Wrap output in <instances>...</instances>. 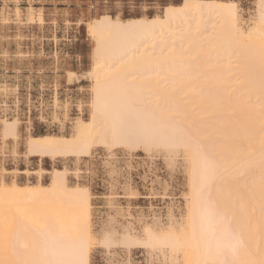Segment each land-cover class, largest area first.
<instances>
[{
	"label": "bare ground",
	"instance_id": "1",
	"mask_svg": "<svg viewBox=\"0 0 264 264\" xmlns=\"http://www.w3.org/2000/svg\"><path fill=\"white\" fill-rule=\"evenodd\" d=\"M258 7L260 14L247 33L240 26L234 1L184 0L181 4L167 6L164 17L151 18L148 21L138 18V21L130 20L128 23L117 19L110 20V16L105 15L90 28L98 42L97 52L94 50L96 59L93 58V66L89 71L92 79L90 119L77 123L74 138H62L52 134L30 137L27 142L28 155L85 154L92 144L101 142L179 144L184 137L182 140L179 136L175 138L179 134H176L177 127L170 125L172 121L168 123L167 119L160 118L159 115H165V112L158 111L159 105L155 107L157 104H152V98L151 104L155 107L152 106L153 109L147 108L148 104L147 109L144 107L139 110L141 105H137L144 103L145 94L150 91L166 103L169 99L179 102L182 95L186 94L185 99H190L188 105H199V115L201 112H207L204 114L207 116L208 112H211L224 116L219 121V116H215L218 124L222 122L223 125H220L223 127L218 129L222 130L218 133L216 131L215 134L214 130L212 131V134L220 133L223 137L218 136L224 138L222 147L216 144L221 150L216 151L220 154L222 152L223 159L221 157L220 162H211L210 158L206 159L207 156L191 153L193 200L188 232L180 240L173 239L172 248L183 249L184 264H222L225 255L227 258L230 256L232 264H264V114H261V111L264 113V6L259 3ZM178 28L180 29L176 31ZM186 44L189 45L187 48L190 49L191 46L194 52L213 51L214 54L223 50L231 55V50L236 48L239 53L236 59H239L235 62L226 60L227 62L216 68L215 72L207 74L209 80L200 81L202 77L197 78L199 69L196 71L195 68L202 62L195 63L194 60L198 53L195 52V55L191 52V56L189 52V55L194 57V62L188 61L192 63V67L191 63L187 64L194 72L185 64L183 66L187 68H181L182 65H178L179 69L175 68L176 64L186 62L187 56L183 58L184 62L181 58L182 52L187 50L182 48V45ZM194 64H197L195 68ZM170 70L178 74L170 79L175 81L173 84L170 81L171 86H167L171 88L166 89L163 83L165 84L167 78L160 76L168 75ZM139 72L141 76H150L152 72H158L156 74L159 75L148 77V80L145 78L147 82L142 79L148 84L140 82L139 79L138 82L136 79H127ZM232 85L242 86L246 89L247 96H252L251 99L253 96L258 98L259 101L254 99L258 102V107L256 104L253 106L240 102V97L239 101L233 102L235 104H230L231 90L227 89ZM147 89L150 91L146 92ZM244 95L246 96L245 93ZM181 102L183 103V100ZM175 104L173 103V106ZM197 107H193L194 111L189 106L186 108L189 113L193 111L195 114ZM176 110L180 112L179 109ZM228 111L232 115H228ZM128 114H132L134 118L136 116L137 120L131 118V115L127 116ZM166 114L168 115V112ZM170 114H174L173 110ZM167 115L165 116L168 117ZM124 118L133 119V124L138 118L146 121L149 118L156 122L145 124L141 120V126L138 127L139 124L135 126L131 121L129 124L128 121L122 124L126 121ZM175 121H179V118ZM205 121L207 123V120ZM206 127L207 125L204 128ZM16 128L14 121L5 124L6 133L13 130L17 136ZM204 128L198 132L202 133ZM201 133L200 135L203 134ZM209 139L212 140V137ZM194 153L197 154L196 151ZM215 161H219V155ZM224 166L230 170L226 171L229 173L227 176L226 172H220V168ZM220 173L226 177L221 179ZM59 180L56 181L57 184L53 183L58 185L57 192L46 193L41 188H34L28 190L27 195L21 194L23 187L13 186L8 190L3 184L0 185V264H89L88 243L92 240L90 191L86 188L70 192L71 188L66 182ZM211 186H215L216 192H213V198L209 194L208 197L212 199L209 203L206 200V191H209ZM218 208L224 211L221 216L217 215ZM215 212L216 216L213 215ZM18 241L27 248L24 252L15 246Z\"/></svg>",
	"mask_w": 264,
	"mask_h": 264
},
{
	"label": "rangeland",
	"instance_id": "2",
	"mask_svg": "<svg viewBox=\"0 0 264 264\" xmlns=\"http://www.w3.org/2000/svg\"><path fill=\"white\" fill-rule=\"evenodd\" d=\"M183 1L0 0V185L3 184L8 190L13 186L23 187L22 195H27L28 190L34 188H41L46 193L57 192L58 185L56 187L53 183L57 184L56 181L59 179V181L66 182L71 188L70 192L88 188L92 203V240L88 243L89 264H184L183 249H173L171 243L173 239L174 241L180 240L188 232L193 200V156L191 153L196 156H201L200 154L203 157L207 156L206 159L210 158L211 162L221 161L222 152L220 154L216 150L221 151L218 149V145L220 144L219 147L223 146L222 139L224 138H220L222 136L220 133L218 134L220 136L214 134L223 127L220 125L222 122L220 121L218 124V121L224 116L221 117L211 112H208L207 116L204 115L207 112H201L199 115L201 110L199 105H188L190 99H185L186 94H183L184 97L182 95L183 98L181 97L179 102L169 99L166 103L158 95L151 93L150 89H147L146 92H150L145 94L144 105L138 103V107L141 105L138 109L152 108L157 104L155 107L159 105L158 111L165 112V115L167 112L169 115L173 110L174 114L167 115L168 117L159 115V112L158 115L161 119H167L168 123L172 121L170 125L177 127L176 134H179L175 138L179 136L182 140L184 137L179 143L180 145L173 144V146L168 143L165 145V143L158 142L149 145L144 142L135 144L101 142L92 144L85 154L62 153L54 156H30L27 152L28 139L32 136L45 134L74 138L77 123L90 119L92 79L89 71L93 66V60L96 59L94 54L98 48V42L90 29L94 23L103 19L105 15L110 16V20L117 19L128 23L130 20L138 21V18L148 21L151 18L164 17L167 6L178 5ZM224 1L236 3L240 26L246 33L252 28L260 14L258 12L259 3L264 6V0ZM208 28H210L209 25ZM186 45H182V48L185 49L189 46ZM189 48L185 49L181 56L182 59L187 56L186 62L176 61L180 64H176L175 68L179 69L178 65H182L181 68H187L185 65L188 66V61L194 62L191 52L198 53L195 54L196 56L194 55L196 58L194 60L195 63L201 64L202 62V66L194 64V68L196 66L195 70L201 71L195 72L198 79L203 78L200 81L209 80L208 75L215 72L216 68L223 66L227 62L226 60L235 62L239 59H236L239 57L236 48L231 50V55L222 50V56L220 51L216 54L213 51L212 53L207 51L205 54L200 50L194 52L191 46ZM203 59L204 61H202ZM190 66L188 67L190 68ZM153 70H155L154 67ZM191 70L194 72V69ZM170 71H168V75L160 76L161 78L166 76L167 80L169 79L164 81L165 84L163 83L166 89L171 88H167V86H171L170 81L172 84L175 81L170 79L178 74ZM153 72L149 74L150 76H141V72H139L127 79L129 81L139 79L140 82L148 84L145 83L148 77L159 75L156 74L158 72L154 74ZM233 75L236 74L233 73ZM232 86L227 89L235 92L230 91L229 93L232 100L228 99L230 104H235L240 97V102L253 106L256 104L258 107V98L253 96L251 99L252 96H247L246 89L242 86ZM236 89L239 91L237 92ZM234 94H236L235 97ZM151 98L154 101L153 105ZM170 100L174 104L179 103V105L173 106ZM182 100L193 111L198 106L197 111L195 110L197 115L193 111L189 113L187 106L181 102ZM168 106H170L169 109ZM155 107L153 106V108ZM176 109H179L180 112ZM183 110L187 111L186 115L185 111L181 112ZM163 112L162 114H164ZM229 113L227 114L232 115ZM261 114L264 113L261 111ZM130 115L127 116L132 118V114ZM176 116L181 123L175 121V119L178 120ZM215 116H219V118L217 117L218 121ZM197 117L199 118L197 119ZM131 118H129L130 120L124 118L126 121H123L122 124L127 121L128 124L131 123L133 121ZM136 118L135 116L134 119ZM203 118L207 120V123ZM141 120L143 119L139 120L138 118V121L134 120L135 124L133 122L132 124L135 126L139 124L137 126L140 127L139 121ZM147 120L150 122L146 120L143 122L145 124L146 122L148 124L156 122L149 118ZM10 121L16 122L17 136L14 135L13 130L8 133L5 131V124ZM143 122H141L142 125H144ZM206 125L207 130L204 128ZM208 125H211L212 128ZM202 128H204L202 133L204 130L206 132L203 134L200 132L202 134L200 135L198 130L201 131ZM192 134H198L199 137ZM207 136L212 137V140ZM199 138L201 139L199 140ZM186 139L188 141H185ZM208 142H210L209 145ZM217 143L218 145H216ZM195 151L197 154L194 153ZM218 155L219 161H215ZM213 159L214 161H212ZM225 167L220 168L222 174L227 170L230 172L229 168ZM227 172L226 176L229 174ZM226 176L222 175L221 179ZM212 184L215 183L212 182ZM211 187L209 191L203 189L207 192H205L207 197L211 194L210 196L213 198L216 188L215 186ZM63 196L66 198L65 194ZM211 198L208 197L206 200L209 202L212 200ZM217 212L213 215L221 216L224 211L218 208ZM222 218L225 219V217ZM36 234L38 235V233ZM16 245L21 252L27 249L20 245L19 241ZM222 261L225 264H232L230 256L227 258L225 255Z\"/></svg>",
	"mask_w": 264,
	"mask_h": 264
}]
</instances>
